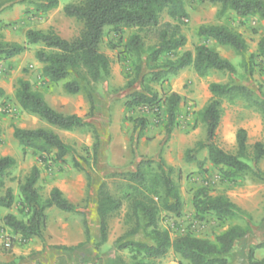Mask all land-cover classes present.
Segmentation results:
<instances>
[{
	"label": "trees",
	"instance_id": "16d2710c",
	"mask_svg": "<svg viewBox=\"0 0 264 264\" xmlns=\"http://www.w3.org/2000/svg\"><path fill=\"white\" fill-rule=\"evenodd\" d=\"M23 1V0H22ZM35 4L37 12L46 13L56 8L59 0H29ZM220 5V15L233 11L237 16H259L264 18V0H198ZM64 14L74 17L82 23L78 35L71 39L63 37L54 28L48 30L29 28L26 41H7L0 39V62L15 57L28 50L31 45L40 44L36 50L37 59L43 63L42 78L45 84L63 83L69 94L84 93L89 103L88 116H95L99 85L110 78L111 58L102 50L107 30L118 40L112 41L111 47L122 46L119 51L121 59L131 63L132 75L126 87L133 88L126 96L124 105L127 110L146 105L148 111L131 117L134 124L132 145L146 136L149 114L158 117L166 133L171 134L178 123L182 95L168 89L160 94L151 86L152 82H166L171 76L188 66H193L199 76H206L211 71H227L230 75L236 72L235 64L223 57L219 51L206 43L198 44L195 51L180 50L186 45L187 37L182 33L181 23L189 17L184 0H75L64 5ZM167 10L175 21H163L162 13ZM129 31V34H125ZM198 35L211 38L218 44L230 46L244 58L246 69L253 70L257 58L264 64V36L258 42L257 53H250L249 45L241 33L224 24H203ZM147 39L154 43L147 45ZM119 43V44H118ZM147 72H144V68ZM139 83V87L136 85ZM211 98L201 111V120L206 128L205 139L198 140L193 147L185 151L188 162L197 161L201 166L198 154L207 149L208 159L220 171L219 177L225 182H235L238 177L250 174L264 185V170L260 162L264 158V140L253 145L248 152V131L241 127L237 131L238 149L229 152L217 143V131L222 118L224 98L240 96L254 106L264 122V92H257L242 83L211 82ZM5 89L0 86V98ZM15 98L26 113L36 115L41 121L63 130L89 129L93 133V163L97 164L101 148V134L97 125L76 113L67 114L54 108L37 90L29 79L19 78ZM2 127L0 126V137ZM14 137L24 153H31L38 162L51 168L53 163L66 162L70 156L73 166L86 170L84 164H90L88 156L80 155L79 150L66 142L58 132L46 126L14 127ZM135 150V146L133 147ZM17 159L11 155L0 156V186L4 179L16 168ZM174 168L168 165L160 153L158 159L144 158L139 161L135 170L113 173L125 181L121 197L115 196L106 180L97 188V212L99 216V234L97 248L107 241L110 218L120 210L123 201L129 202L127 221L130 228L124 236L115 241L118 249H128L132 253L131 264H157V259L170 251L181 256L186 264H237L233 258L238 244L247 241L254 235L252 215L240 207L226 194L212 195L207 187H200L193 196L195 217L204 220L213 214L220 221L242 220V224H232L220 232L215 239L200 237L191 232L172 236L168 229L160 226V214L180 215L184 201L179 187L173 179ZM41 169L34 164L25 178L19 181V197L12 187H7L0 195V207L11 208L18 204L19 213L9 212L3 217L6 227L20 236L21 243H28L38 237L45 242L44 231L47 225V211L56 207L65 212H79V206L72 202L58 186H53L48 196H43L38 185ZM89 181L92 176L87 171ZM89 184V183H88ZM264 221V217L262 219ZM86 240L76 245H54L61 251H73L84 248L91 239L92 232L88 219H83ZM143 231L150 241L130 238ZM247 243V242H246ZM245 260L248 264H264V257L258 259L256 252L264 249V240L257 244H247ZM0 264H3L0 262ZM35 264H46L37 261ZM67 264H103L101 253L96 260L82 257ZM182 264V262H180Z\"/></svg>",
	"mask_w": 264,
	"mask_h": 264
},
{
	"label": "rangeland",
	"instance_id": "374dc122",
	"mask_svg": "<svg viewBox=\"0 0 264 264\" xmlns=\"http://www.w3.org/2000/svg\"><path fill=\"white\" fill-rule=\"evenodd\" d=\"M66 1V0H65ZM75 1V0H73ZM27 0L26 5L31 6L32 10L28 19L16 20L10 27V32L0 34V39L9 41L23 42L24 30L27 28L47 29L54 28L58 33L67 38L78 35L82 29V23L76 19H71L64 14L60 8H55L46 13H39L35 10V4L30 5ZM189 17L181 23L182 33L187 37L186 45L180 50L195 51L198 44L206 43L213 47L220 54L231 60L236 66L234 75L227 71L213 70L206 76H199L193 66H188L181 70L178 75L171 76L168 81L152 82L154 90L163 94L165 90L174 88L179 92L183 99L180 104L178 123L171 134L166 133L162 122L153 114H149V125L147 135L132 145L131 137L134 135V124L131 117L142 115L138 109L127 110L124 101L127 94L133 88H127L126 83L131 78V63L121 59L119 51L122 46L112 48V41L118 40L113 33L107 30L104 42L101 45L103 51H108L113 62V71L116 73L112 79L108 78L100 85L109 87L113 93L108 104H104L102 110L95 116H88L89 103L84 93L69 94L63 87V81L58 84L47 85L44 83L41 70L43 63L37 59L35 52L42 45L34 44L27 50L26 57L20 58L15 64L0 63V82L4 85L5 95L0 98V126L2 135L0 137V156L11 155L17 159V166L4 179V186H0V195L4 194L7 187H12L14 193L19 197V181L29 174L34 164L41 169L39 180L40 191L43 196H48L52 187L61 186L70 197L78 200L79 212H65L56 207L47 211L48 219L44 231L47 240L45 245H76L79 242L80 231H84L83 219L89 221L92 237L88 240L84 248L73 251L63 250L56 257V264H67L78 261L82 257L96 260L97 254L101 253L103 264H131L133 261L132 253L128 249H118L115 241L124 236L131 226L127 221V211L129 202L124 200L119 211L110 218L109 234L106 242L97 248L99 234V216L97 212V188L101 181L106 180L111 192L121 197L125 188L126 181L119 175L129 170H135L140 160L144 158L158 159L162 152L168 165L174 168L173 179L177 183L183 197L184 206L180 215L168 213L164 210L160 214V226L168 229L172 236L191 232L200 237L215 239V237L232 224H242V220L232 219L220 221L213 214L206 216L204 220L195 217L193 196L200 187H207L212 195L226 194L235 202H241L246 207V211L255 213L252 225L260 223L258 215L264 210V185L254 179L250 174L238 177L235 182H225L219 175L220 171L208 159L207 149L198 154L201 166L197 161L188 162L185 159V151L193 147L198 140L205 139L206 128L201 120V111L207 104L212 94L209 90L211 82H229L235 80L257 92H264V64L257 58L252 71L246 69L244 58L236 53L230 46L218 44L211 38L198 35V29L203 24H224L242 34L246 39L250 53H257L258 42L264 36V18L259 16H237L233 11H228L220 15V5L210 2L201 3L198 0H184ZM14 4L9 3L2 12L14 14ZM32 4V3H31ZM19 7V5H15ZM18 14V12L16 13ZM15 14V15H16ZM163 21H175L168 14L167 10L162 13ZM4 24V22H2ZM5 28V27H4ZM6 30V29H5ZM129 31L125 34L127 36ZM147 45L154 43V40L147 39ZM119 44V43H118ZM147 72V68H144ZM124 78V85L121 78ZM19 78L29 79L34 87L41 91L45 99L57 110L67 114L76 113L86 117L87 120L94 122L101 134V148L99 151L97 164L93 163L92 144L94 142L93 133L89 129L63 130L52 128L68 143L74 145L80 155L88 156L90 164H84L86 170H78L73 164L71 157H67L66 162L53 163L51 168L38 162L36 156L31 153H24L17 139L14 137V127H49L38 116L26 113L19 106L15 91ZM116 78V79H115ZM119 78V79H118ZM139 87V83L136 85ZM108 96V94H106ZM244 127L248 131V152L253 151L256 141L264 140V122L260 112L248 101L240 96L234 98H224L222 102V118L217 131V143L225 150L236 153L238 149L237 131ZM264 170V158L260 162ZM87 171L92 178L89 181ZM89 183V184H88ZM19 213L18 204H14L10 209L0 208V221L7 212ZM257 215V216H256ZM1 228V224H0ZM80 233V234H78ZM84 234V233H83ZM257 232L247 241L238 244L237 253L233 258L237 264H248L245 260V253L248 252L247 244L259 239ZM130 238L135 240L150 241L141 230ZM264 238V236H262ZM11 241V245H5L6 240ZM14 238L9 235L2 236V247L4 251L11 254L13 250ZM247 242V243H246ZM20 264H31L25 261L24 256L18 257ZM17 260H11L16 264ZM10 262V261H9ZM7 263V264H11ZM186 264L181 256L170 251L165 256L157 259V264Z\"/></svg>",
	"mask_w": 264,
	"mask_h": 264
},
{
	"label": "crops",
	"instance_id": "0c3cea01",
	"mask_svg": "<svg viewBox=\"0 0 264 264\" xmlns=\"http://www.w3.org/2000/svg\"><path fill=\"white\" fill-rule=\"evenodd\" d=\"M72 1L73 0H66V1L65 0H59V4H58V6L56 8H60V10H62L64 12V9H63L64 5L66 3L72 2ZM14 2L15 3L18 2V4H14V6H13L14 9H16V12L14 14H11V13L9 14L8 12H2L3 9H5V7L8 6L9 3H14ZM26 2H27V0H23V1L22 0H0V34H2L5 31L10 32V27L6 26V25L13 24L14 22H16V20H21V19L27 20L28 19V16H30L31 13H27V12L32 10V7L31 6L28 7V5H26ZM15 5H19V7L15 6ZM30 5H33V3L32 4L30 3ZM53 9H55V8H53ZM53 9H51V10H53ZM51 10H49V11H51ZM17 12H18V14H16ZM39 13H42V12H39ZM69 18L75 19L74 17H69ZM2 22H4V24H2ZM30 28H32V27H30ZM49 28H51V27H49ZM49 28H47L45 30H48ZM28 29L29 28L24 30V32H23L24 34H22L23 39H24L23 42L26 41V31ZM38 29H40V28H38ZM63 37L67 38L66 36H63ZM68 39H71V38H68ZM4 40H7V39H4ZM7 41H9V40H7ZM23 42H20V43H23ZM104 52L110 57L108 51H104ZM26 53H27V50L22 52L21 54L15 56V57L3 60L0 63H4L5 62V63H10V64H15L18 61H20L19 57L20 58L26 57ZM41 66L43 67V65H41ZM117 66H118V63L116 64V68H117ZM111 67H112V72H111L110 79H112V77L116 73V68L113 71V62H112V60H111ZM41 74H42V70H41ZM118 76H120V78L122 80L121 83L124 85V78L119 73H118ZM0 86L4 88V85L1 82H0ZM170 89L171 90H175L174 88H171V87H170ZM111 92H112V90L109 87H104L103 88V87H101V85H99L98 93L96 95L97 112L98 113H99L100 110H102L104 104H108L109 103L107 101L108 100L110 101V98H111V96L113 94ZM106 94H108V96ZM45 123L51 128H58L56 126L50 125L47 122H45ZM146 135H147V132H146ZM55 186H58V185H55ZM58 187H60L63 190V192L67 196V198H69L72 202H74L75 204L78 205V202H79L78 200H76L75 198L70 197V195H68L67 192L61 186H58ZM237 204L240 207H242L243 209L246 207L241 202H238ZM0 208H3V207H0ZM8 209H10V208H7V210ZM244 210H246V209H244ZM248 212L252 215V217L254 216L255 220H257V217H255V213L254 212H252V211H248ZM7 213H9V212H7ZM12 213H14V212H12ZM258 217L261 218L260 219V223H258V224L255 223L253 225V230H254V233L257 232L259 234L258 236H260V237H259V239H256V241L252 242L251 244H257V243H259V242L264 240V238H262V236H264V221L262 220L263 217H264V210L262 212H260V215H258ZM1 218L2 219L0 221V224H1V228H0V262H2L3 264H7V263H10L11 260L15 259V260H17L16 264H20L19 263L20 260H19L18 257L19 256H24L25 257V261H30L31 260V262H32L31 264H35L37 261H42V262H44L46 264H56L55 261H56V257L58 256V254L60 252L59 249L55 248L54 245H52V246L49 245V243H48V245H45L46 242H44L42 239H40L38 237L33 238L28 243H21L20 236L14 234L12 229H10L9 227H6L4 225V222H3V217H1ZM80 233H82V234L79 235V237H80L79 238V242L85 241L86 240V236H85L84 231L83 232L80 231ZM80 233H78V234H80ZM4 235H9L12 238H14V240H13L14 246H13V250H12L11 254L6 253L4 251V249H3V247H2V236H4ZM45 239L47 240L46 236H45ZM256 256H257L258 259H262L264 257V249L263 248L258 249L257 252H256ZM12 263L13 262H11V264Z\"/></svg>",
	"mask_w": 264,
	"mask_h": 264
},
{
	"label": "built area",
	"instance_id": "2783aa9c",
	"mask_svg": "<svg viewBox=\"0 0 264 264\" xmlns=\"http://www.w3.org/2000/svg\"><path fill=\"white\" fill-rule=\"evenodd\" d=\"M140 112H144V113H146L147 111H148V108H147V106L146 105H144V106H141V107H139V108H137ZM5 245L7 246V247H9L10 245H11V241L8 239V240H6L5 241Z\"/></svg>",
	"mask_w": 264,
	"mask_h": 264
}]
</instances>
